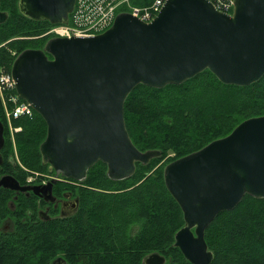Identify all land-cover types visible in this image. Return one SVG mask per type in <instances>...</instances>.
Wrapping results in <instances>:
<instances>
[{
    "label": "water",
    "instance_id": "water-1",
    "mask_svg": "<svg viewBox=\"0 0 264 264\" xmlns=\"http://www.w3.org/2000/svg\"><path fill=\"white\" fill-rule=\"evenodd\" d=\"M74 3L18 0L17 7L29 20L58 25L68 21ZM7 18L0 10V24ZM205 70L237 87L264 76V0H234L231 15L208 0H166L149 23L119 13L97 36L51 38L42 49L22 51L10 74L19 98L46 124L42 164L56 176L83 182L98 162L108 179L122 181L134 174L136 163L160 158V151L140 152L133 145L124 121L127 96L138 85H181ZM3 130L0 122V150ZM163 179L184 222L173 247L190 264H210L204 233L211 222L245 195L264 199V115L168 163ZM52 183L32 190L51 192ZM0 187L25 190L11 176L1 177ZM51 264L67 263L56 258ZM143 264H165V258L151 253Z\"/></svg>",
    "mask_w": 264,
    "mask_h": 264
},
{
    "label": "trees",
    "instance_id": "trees-1",
    "mask_svg": "<svg viewBox=\"0 0 264 264\" xmlns=\"http://www.w3.org/2000/svg\"><path fill=\"white\" fill-rule=\"evenodd\" d=\"M17 2L0 0V10L8 15L0 24V67L9 73L22 51L43 48L50 38L45 33L53 26L24 17ZM263 115L264 76L237 87L223 85L205 70L181 85L162 89L138 85L124 102L125 127L140 152L157 150L160 158L147 165L136 163L134 174L122 181L108 179L106 166L96 163L85 180L77 182L80 207L73 233L69 224L60 228L51 223L44 226L47 233L0 238V264H50L58 253L67 264H143L151 253L163 256L165 264H190L173 247L184 222L164 185L163 169L227 136L241 122ZM0 122L4 127L0 172L3 167L14 176L18 171L20 181L48 174L39 153L46 136L43 119L33 111L31 118L14 120L12 126L20 131L12 144L0 99ZM93 202L97 203L90 206ZM204 240L213 254L210 264H264V199L245 195L233 210L217 215Z\"/></svg>",
    "mask_w": 264,
    "mask_h": 264
},
{
    "label": "flooded vegetation",
    "instance_id": "flooded-vegetation-1",
    "mask_svg": "<svg viewBox=\"0 0 264 264\" xmlns=\"http://www.w3.org/2000/svg\"><path fill=\"white\" fill-rule=\"evenodd\" d=\"M47 170L48 174L37 173L26 181H20L21 173L17 171L14 176L10 173V168H1L0 178L11 176L18 182L19 187L25 190L0 187V238H10L15 233H47L50 230H43L44 226L51 223L60 228L61 224H69L73 233L72 223L76 220L80 207L78 191L81 186L77 182L56 176L48 166ZM49 183H52L51 192L45 189L42 193L40 189L38 194H35L32 190L34 187L46 188ZM56 233L65 232L57 230Z\"/></svg>",
    "mask_w": 264,
    "mask_h": 264
},
{
    "label": "built area",
    "instance_id": "built-area-1",
    "mask_svg": "<svg viewBox=\"0 0 264 264\" xmlns=\"http://www.w3.org/2000/svg\"><path fill=\"white\" fill-rule=\"evenodd\" d=\"M166 0H149L142 5L133 4V0H75L68 21L52 26L47 32L51 38L94 37L109 29L119 13H129L144 23L152 21ZM213 8L231 15L234 0H208ZM0 99L5 113L9 134L12 136L20 128L12 126L19 118H31L33 110L16 93L15 83L9 72L0 67Z\"/></svg>",
    "mask_w": 264,
    "mask_h": 264
},
{
    "label": "rangeland",
    "instance_id": "rangeland-1",
    "mask_svg": "<svg viewBox=\"0 0 264 264\" xmlns=\"http://www.w3.org/2000/svg\"><path fill=\"white\" fill-rule=\"evenodd\" d=\"M45 35H46V33H45ZM48 36V35H47ZM2 69H4L5 70V68H2ZM1 103H2V101H1ZM2 108H3V105H2ZM3 114H4V116H5V113H4V110H3ZM9 127V128H11V125H10V123H8L7 125H6V127ZM15 128H18V127H15ZM17 133V132H16ZM7 135H8V137H9V139H10V141L12 142V144H14V142H13V139H14V134L11 136L10 134H9V131H8V129H7ZM15 159L17 160V156H16V154H15ZM9 160H10V158H9ZM11 161V160H10ZM33 176H35V175H33ZM32 175H30L29 177H28V179H30L31 177H33ZM95 203H97V202H93L92 204H90V206H92L93 204H95ZM58 256H61V255H59V253H58Z\"/></svg>",
    "mask_w": 264,
    "mask_h": 264
}]
</instances>
